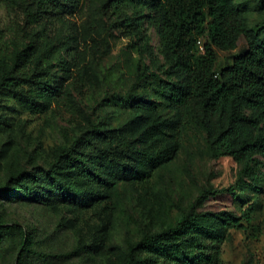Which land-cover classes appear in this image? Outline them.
I'll return each mask as SVG.
<instances>
[{
  "label": "rangeland",
  "instance_id": "1",
  "mask_svg": "<svg viewBox=\"0 0 264 264\" xmlns=\"http://www.w3.org/2000/svg\"><path fill=\"white\" fill-rule=\"evenodd\" d=\"M107 1L84 0L72 16H38V0H0L4 47L18 51L34 45L36 70L47 67L63 89L61 102L43 114H30L12 101L0 108L10 125L0 129V184L21 171L48 168L58 148L71 147L95 129L134 158L174 154L147 181L114 179L87 208L53 193L33 202L0 201L7 225H21L40 254L26 255L25 264H125L131 243L174 226L183 212L198 221L238 218L240 226L224 231L220 264H264V158L256 157L260 178L239 185L244 164L216 158L199 112L174 106L164 95L160 79L170 78L169 65L154 23L144 20L140 33L121 29L120 21H133L137 10L129 6L117 16L104 8ZM234 6L248 30L263 36L262 0H234ZM246 50L241 38L235 51H218L217 72ZM138 101L152 103L155 111L137 109ZM230 187L234 195L218 193ZM19 241L17 232L5 238L0 264H17Z\"/></svg>",
  "mask_w": 264,
  "mask_h": 264
},
{
  "label": "trees",
  "instance_id": "2",
  "mask_svg": "<svg viewBox=\"0 0 264 264\" xmlns=\"http://www.w3.org/2000/svg\"><path fill=\"white\" fill-rule=\"evenodd\" d=\"M83 2L38 0L36 15L72 16ZM129 6L137 10L136 18H126L118 26L134 34L140 33L144 20L154 23L169 65L166 75L172 78L160 79L164 95L174 106L197 110L214 156L244 164L238 184H253L261 176L256 157L264 158V35L248 30L234 0H108L104 8L119 16ZM241 38L247 50L218 73L217 52L235 51ZM38 61L34 45L10 51L0 38V108H9L12 101L37 115L61 102L62 86L51 79L47 67L36 70ZM133 105L155 111L150 102ZM9 126L0 116V129ZM173 154L168 150L134 158L114 138L95 129L71 147L58 148L48 168L21 171L0 184V201L33 202L53 193L62 202L87 208L114 186V179L147 181ZM225 192L234 195L236 190L230 187L218 193ZM238 220L228 215L221 221H198L193 213L183 212L174 226L131 243L125 264H220L224 231L240 226ZM16 232L20 235L17 264H25L26 255L40 256L26 230L21 225L8 226L0 211V245Z\"/></svg>",
  "mask_w": 264,
  "mask_h": 264
}]
</instances>
